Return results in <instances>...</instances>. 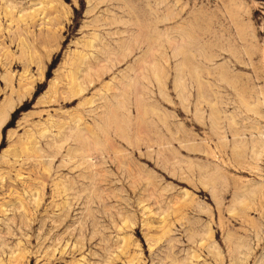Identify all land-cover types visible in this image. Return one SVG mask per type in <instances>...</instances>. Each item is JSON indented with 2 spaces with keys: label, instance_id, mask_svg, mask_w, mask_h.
Wrapping results in <instances>:
<instances>
[{
  "label": "rangeland",
  "instance_id": "obj_1",
  "mask_svg": "<svg viewBox=\"0 0 264 264\" xmlns=\"http://www.w3.org/2000/svg\"><path fill=\"white\" fill-rule=\"evenodd\" d=\"M0 115V264H264V0H0Z\"/></svg>",
  "mask_w": 264,
  "mask_h": 264
},
{
  "label": "bare ground",
  "instance_id": "obj_2",
  "mask_svg": "<svg viewBox=\"0 0 264 264\" xmlns=\"http://www.w3.org/2000/svg\"><path fill=\"white\" fill-rule=\"evenodd\" d=\"M177 2V1H176ZM182 10V9H181ZM184 10V9H183ZM137 18V17H136ZM190 28H191V25H190ZM189 33V36L188 37H191L190 35V32H188ZM179 38V37H178ZM203 37H201V39H202ZM198 39V38H197ZM167 41V40H166ZM185 43V42H184ZM190 46V45H189ZM183 48L184 47H186V44H185V46L183 45L182 46ZM191 47V46H190ZM189 47V49L191 50V51H194V50H192L191 48ZM203 48V47H202ZM182 49V48H181ZM184 49H186V50H188L187 48H184ZM184 49L182 50L183 52H184ZM198 49L200 50L201 48L200 47H198ZM164 50V49H163ZM221 50V49H220ZM223 50H225V49H223ZM222 50V51H223ZM207 51V50H206ZM196 52V51H195ZM198 53L200 52V51H197ZM202 52L204 53V51L202 50ZM211 52V51H210ZM182 53V52H181ZM181 53H180V55H181ZM185 53H187L186 51H185ZM191 53V52H190ZM189 53V54H190ZM194 53V52H193ZM178 54H179V52H178ZM178 54H176V56H178ZM189 54H188V56H189ZM195 54V53H194ZM205 54V53H204ZM219 56L221 55L220 53L218 54ZM35 56V55H34ZM175 55H174V57H176ZM187 56V57H188ZM193 56V55H192ZM192 56H190V57H192ZM204 56H206V54L204 55ZM213 56V55H212ZM214 56H216V55H214ZM197 57H199V58H201L200 60L198 59L197 60ZM208 58H210V56H208ZM216 58V57H215ZM193 59V58H192ZM194 59L196 60V62L198 63V64H202V60H206L207 59V57L206 58H204L203 57V55L202 54H196L195 56H194ZM214 59V57L212 58V60ZM183 60V62H182V64L180 65V66H178V71H179V78L177 79V80H175L176 81V88H177V90H178V92H177V97H179V99H180V105H181V109H183V110H187V104H189V99H185V97L187 96L186 94H188V91H187V88H188V85L190 86V88L192 87V88H194L195 89V91H196V95H197V99H196V97H195V102H194V114H193V117H194V121L195 122H199V120H201V119H203V116H204V114H205V112H206V109L208 108L209 109V112H208V114H209V117L210 118H214V120L213 121H215L216 122V125H218V124H220V121L222 120V119H224L223 117H221L220 116V110H219V108H218V102H216L215 100H210V98H208L207 96H205L204 95V92L206 91L205 90V86H207V85H205L204 84V82H203V84H202V82H201V80H203V75L202 74H204L205 75V73L203 72L202 73V69L201 68H203V67H201V65H200V67L198 66H194V69H193V76H191L192 74H190V77L189 78H185V75H183L182 73H181V71H183V69L185 68V70H186V66H190V64L189 65H187L188 63H187V60L185 59V58H183L182 59ZM212 60H210V61H212ZM189 61V60H188ZM208 61H209V59H208ZM209 61V62H210ZM190 62H192V60L191 61H189V63ZM195 62V63H196ZM192 63H194V62H192ZM191 66H192V64H191ZM189 71H190V68H189ZM184 72V71H183ZM188 72V71H187ZM180 73H181V75H180ZM186 73V72H185ZM191 73V72H190ZM212 72H209L207 75H216V80H217V82H225L227 85H229V86H232V88L234 87L233 85H230L229 84V79H228V77H227V74L226 73H222V72H220V70H215V73L213 72L212 74H211ZM159 74V73H158ZM187 74V73H186ZM207 75H205V76H207ZM188 76V75H187ZM71 79H72V77H71ZM72 82H73V80H72ZM175 84V83H174ZM73 86V85H72ZM234 90H236V89H234ZM69 91V90H68ZM70 92V97H73V96H77V95H79L81 92H83V89L81 88V87H77V89L76 88H73V90H70L69 91ZM185 92H187V93H185ZM184 94V95H183ZM190 98H191V95H188ZM71 99H74V98H71ZM215 99V98H214ZM184 102H186V104H184ZM244 104L246 105V109H247V111H254L255 112V110H253V109H250V105L248 104H246L245 102H244ZM189 109V108H188ZM188 111V110H187ZM178 112L179 113H181L180 112V110H178ZM190 112H191V110H190ZM186 113H188V112H186ZM0 117H1V115H0ZM2 117H3V115H2ZM0 121H1V119H0ZM193 121V120H192ZM193 121V122H194ZM200 123V122H199ZM221 123H223V120L221 121ZM228 125H229V122H228ZM168 129V128H167ZM231 130V133H232V136L235 138L236 136H238L239 134H238V131L237 130H232V129H230ZM172 132V131H171ZM174 140H176L175 138H174ZM180 142V141H179ZM181 144V143H180ZM222 146V145H221ZM223 149H224V147H223ZM116 150V149H115ZM190 150H192V148H190ZM118 151V150H117ZM120 151V150H119ZM224 151H225V149H224ZM200 152H202L203 154H206V156H209V157H211L212 159H215V160H220V158L216 155V152L214 151V150H212V149H210L209 147H207V148H205V150H203V151H200ZM236 152V151H235ZM201 153V154H202ZM158 154V153H157ZM163 154V153H162ZM236 154H237V152H236ZM250 155H252V154H250ZM175 161V160H174ZM258 161V160H257ZM225 163H223V165H224ZM174 165H176V164H174ZM216 167V169H217V172L216 171H214L215 172V175L212 177V179H211V181H210V183H211V185L213 186V187H217L218 186V184H219V178H220V176L221 175H219L218 173H219V165H216L215 166ZM181 169V168H180ZM203 171V170H202ZM232 179V178H231ZM233 183V182H232ZM241 185V184H240ZM232 186V185H231ZM236 186V185H235ZM205 187V186H204ZM238 187V186H237ZM212 188V187H211ZM238 189V188H237ZM242 189V188H241ZM225 190V189H224ZM222 191V190H221ZM217 198V197H216ZM219 200H221V199H219ZM218 206V205H217ZM253 206V205H252ZM219 207V209H220V206H218ZM218 207H216L217 209H218ZM249 206L248 205H246V208H248ZM250 208V207H249ZM221 210V209H220ZM243 211V210H242ZM241 212V211H240ZM164 237V236H163ZM159 240V239H158ZM230 247V246H229Z\"/></svg>",
  "mask_w": 264,
  "mask_h": 264
}]
</instances>
